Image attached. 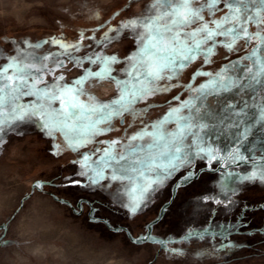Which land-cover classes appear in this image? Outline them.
I'll return each instance as SVG.
<instances>
[{
    "label": "rangeland",
    "instance_id": "rangeland-1",
    "mask_svg": "<svg viewBox=\"0 0 264 264\" xmlns=\"http://www.w3.org/2000/svg\"><path fill=\"white\" fill-rule=\"evenodd\" d=\"M148 2L0 0V50L11 55V45L4 41L26 39L40 42L42 47L36 51L44 55L57 50L55 45L43 43L50 38L101 39L109 29L141 12ZM133 47V41L124 38L111 44L106 54H117L123 59ZM250 48L234 53L218 48L213 63L204 70L219 69L246 55ZM86 51L81 49L76 55L82 56ZM200 66L198 58L183 70L179 82H192L194 86L203 82L204 77L190 81ZM82 71L65 61L64 68L45 74V80L62 75L71 81ZM84 87L89 88V84ZM93 94L107 101L116 95L115 85L105 81L103 87H93ZM178 94L182 100L188 98L183 88L152 97L159 106L149 109L143 119L155 121L166 112V102ZM245 99L250 107L244 124L250 126H245V136L237 137L245 127L236 128L228 119L221 123V118L225 116V101L235 103L239 97H208L207 108L213 119L205 121L210 127L201 135L207 133V147L215 159L212 155L193 158L156 194L149 207L135 215L113 204L120 182L107 179L110 172H105V179L98 182L95 190L65 187L63 177L76 171L78 165L73 161L80 158L79 153L95 147L103 149L112 140L119 141L113 146L118 153L128 143V137L141 127L140 120L132 127H128L130 117L125 118L124 125L116 122L115 131L96 138L104 144L93 143L79 153L68 149L59 133L55 139L42 134L35 119L8 127L0 133V224H4L0 264H264V211L257 210L264 205V184L243 179L264 168V86L250 89ZM53 144L59 148H52ZM189 172L194 174L190 183L173 186ZM224 183L228 189H236L235 194L225 189ZM83 201L91 202V214L89 204ZM230 201L237 203L230 205ZM245 205L250 206L244 217L247 227L243 223L235 229L219 227L235 222ZM162 207L167 211L161 212ZM147 236L151 239H145Z\"/></svg>",
    "mask_w": 264,
    "mask_h": 264
},
{
    "label": "snow or ice",
    "instance_id": "snow-or-ice-1",
    "mask_svg": "<svg viewBox=\"0 0 264 264\" xmlns=\"http://www.w3.org/2000/svg\"><path fill=\"white\" fill-rule=\"evenodd\" d=\"M124 38L134 45L127 56L121 59L117 54H106L111 44ZM4 42L11 45L12 54L5 55L0 50V60L4 61L0 64V133L35 119L42 134L55 139L59 133L66 147L79 153L93 143L104 144L96 138L115 131L116 122L124 125L125 118L130 117L128 127H132L140 120L141 127L128 137V143L118 153L113 148L118 140L103 149L95 147L79 153L80 158L73 161L78 165L76 171L63 177L65 187L95 190L98 182L105 179V172H110L107 179L120 182L113 204L132 215L149 207L156 194L193 158L212 155L215 159L207 147V133L201 135L210 127L205 121L213 119L207 108L208 97H239L235 103L225 101L221 123L228 119L232 126L241 128L250 107L245 96L250 89L264 86V0H149L141 12L109 29L101 39L89 36L75 41H43L57 48L44 55L36 51L42 47L40 42ZM251 45L254 46L250 48ZM218 48L229 53L250 50L219 69L205 71ZM81 49L87 51L76 55ZM198 58L201 66L192 73L190 81L198 77H204V81L195 86L192 82L181 84L183 70ZM65 61L83 69L78 78L66 81L61 75L45 80V74L64 68ZM117 64L122 66L114 67ZM105 81L115 85L116 91L107 101L93 94V87H103ZM173 88H183L188 98L172 96L164 114L151 123L143 119L149 109L159 106L151 98ZM26 97L30 99L23 102ZM141 103L144 107L138 108ZM247 131L245 127L237 137L245 136ZM51 147L58 149L59 145ZM193 175L189 172L180 176L173 186L190 183ZM243 179L264 184V168ZM223 187L228 189V184ZM228 190L236 192L234 188ZM83 203L89 204L91 214V202ZM236 203L230 201V205ZM246 210L250 206L242 208L235 222L219 227L235 229L240 223L247 227ZM257 210L264 211V205ZM160 211L166 212L167 208ZM3 229L4 224H0V233ZM159 243L163 245L164 241Z\"/></svg>",
    "mask_w": 264,
    "mask_h": 264
},
{
    "label": "flooded vegetation",
    "instance_id": "flooded-vegetation-1",
    "mask_svg": "<svg viewBox=\"0 0 264 264\" xmlns=\"http://www.w3.org/2000/svg\"><path fill=\"white\" fill-rule=\"evenodd\" d=\"M245 125H248V126H250L249 124H245ZM248 126H247V127H248ZM242 127H243V126H242ZM263 154H264V151H263Z\"/></svg>",
    "mask_w": 264,
    "mask_h": 264
},
{
    "label": "trees",
    "instance_id": "trees-1",
    "mask_svg": "<svg viewBox=\"0 0 264 264\" xmlns=\"http://www.w3.org/2000/svg\"><path fill=\"white\" fill-rule=\"evenodd\" d=\"M245 126H248V125H245V124H244L243 127H245ZM263 158H264V157H263Z\"/></svg>",
    "mask_w": 264,
    "mask_h": 264
}]
</instances>
